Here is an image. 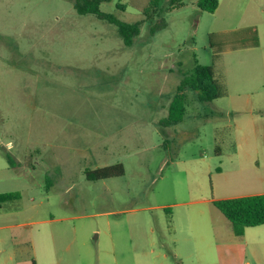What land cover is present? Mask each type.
Listing matches in <instances>:
<instances>
[{
	"label": "rangeland",
	"instance_id": "obj_1",
	"mask_svg": "<svg viewBox=\"0 0 264 264\" xmlns=\"http://www.w3.org/2000/svg\"><path fill=\"white\" fill-rule=\"evenodd\" d=\"M150 1L113 0L102 3L100 11L137 24ZM182 3L165 16L164 29L152 35L161 19L146 21L127 47L117 26L93 14L79 15L73 0H0V134L10 141L13 133L22 146L32 144L37 153L28 151L39 162L30 174L24 172V182L35 187L36 202L24 193L18 221L49 214L85 216L78 222L88 228L96 264H117L107 246L115 217L100 213L137 209L135 218L150 219L156 237L168 244L167 262L182 264L172 254L173 234L158 220L168 213L153 207L203 208L177 204L211 198L213 186L225 185L217 168L248 167L254 161L263 175L255 191L264 192V80L236 55L221 56L217 63L228 97L203 103L190 90L185 121L171 129L163 126L184 77L195 67L214 64L216 36L251 25L225 23L218 14L202 12L197 0ZM262 43L264 49V34ZM242 137L249 142L235 149ZM1 154L7 158L6 151ZM118 164L123 176L88 179ZM67 181L76 186L63 198ZM66 199L70 206H64ZM37 204L38 211L29 210ZM161 249L147 244L128 264H160Z\"/></svg>",
	"mask_w": 264,
	"mask_h": 264
},
{
	"label": "crops",
	"instance_id": "obj_2",
	"mask_svg": "<svg viewBox=\"0 0 264 264\" xmlns=\"http://www.w3.org/2000/svg\"><path fill=\"white\" fill-rule=\"evenodd\" d=\"M216 14L225 23L251 24L242 28L229 29L225 31L226 33L249 27L257 28L260 39L258 48L228 50L222 54V57L236 55L239 62L246 63L248 70L258 72L260 78L264 80L262 43L264 0H219V7L214 15ZM215 69L217 77V64ZM246 82L247 80L244 81ZM223 85L225 86L224 83ZM188 91L190 90H187L186 94ZM226 91V97H228L231 93L228 88ZM249 103L248 99L247 104ZM250 114L255 117L254 111ZM186 116L187 107L182 122L164 127L171 129L182 124ZM253 131L257 132L255 125ZM63 133H66L64 129ZM11 134L10 141L0 134V264H96L97 258H94L96 251L87 237L88 228L85 223L78 222L85 216L79 213L58 217L49 214V217L37 221L19 223L17 215L24 211L21 203L24 193L30 196L31 202H36L33 196L35 187L31 186V183H25L23 175L24 172L30 174L39 162L30 154L31 151L37 153V148L33 150L32 144L22 146L18 138ZM248 142L247 137H242L239 142L237 140L234 142V148L241 149ZM215 150L217 157H220L221 149ZM1 151L8 153L7 158L2 157ZM8 156L13 159L12 163L8 160ZM216 174L218 178L225 181V185L220 183L217 187L213 186L211 198L203 197L200 200L177 204V206L185 207L199 203L203 205V208L193 207L175 212L168 207L169 205L153 207L156 208L155 210L168 213L160 214L158 220L163 231L170 233V236L173 234L174 238L170 239V243L174 246L172 253L174 258L180 260L182 264H264V226L248 228L241 236H237L231 223L214 206L215 201L264 194L262 191H255L257 182H263L258 161L252 162L248 167L239 164L233 169L217 168ZM236 174H238L237 178L234 177ZM84 179L86 180V175ZM75 186V182L69 184L67 181L62 197H69ZM49 198L50 195L47 196L48 200ZM70 205L71 200L66 199L64 206ZM39 207L38 204L33 205L29 207V210L36 212ZM141 211L146 213L148 210L141 209ZM136 213H138L137 209L100 213L115 217L109 222L107 234L109 237L107 246L110 247L108 253L111 259L117 264L131 263L137 256L136 250L149 244L153 247L159 245L162 248L158 257L161 260L160 264H169L167 262L169 254L166 251L168 244L156 237V229L151 226L150 219L146 216L136 219L134 216ZM97 232L101 235V231ZM98 245L100 246L99 243L96 244L97 247ZM98 252L101 253V251Z\"/></svg>",
	"mask_w": 264,
	"mask_h": 264
},
{
	"label": "trees",
	"instance_id": "obj_3",
	"mask_svg": "<svg viewBox=\"0 0 264 264\" xmlns=\"http://www.w3.org/2000/svg\"><path fill=\"white\" fill-rule=\"evenodd\" d=\"M113 0H73L74 8L79 15L93 14L100 19L107 20L118 27L120 36L127 47L134 44L139 34L141 25L146 21L154 22L161 19L151 28V34L166 27L165 16L175 9L183 6V0H169L166 5L163 0H151L148 7L143 10L144 21L137 24H127L116 20L110 15H105L100 11L104 2ZM197 7L202 12L214 14L219 7V0H198ZM218 43L211 42L214 49V64L211 66H198L187 76L184 77L177 94L169 107V116L163 122V126L178 124L184 120L187 107V90L198 93L200 102H213L227 96L225 86L216 77L215 66L221 59L225 51H238L244 49H255L260 46V39L256 27L244 28L238 31L216 36ZM12 163L13 159L8 156ZM124 175V167L121 164L106 167L88 174L90 181H100ZM214 206L221 211L226 219L233 226L237 236H241L248 228L264 226V194L239 197L234 199L215 201Z\"/></svg>",
	"mask_w": 264,
	"mask_h": 264
}]
</instances>
